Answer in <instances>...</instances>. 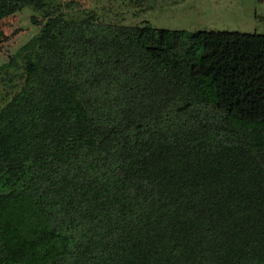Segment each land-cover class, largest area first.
<instances>
[{
  "label": "trees",
  "instance_id": "trees-1",
  "mask_svg": "<svg viewBox=\"0 0 264 264\" xmlns=\"http://www.w3.org/2000/svg\"><path fill=\"white\" fill-rule=\"evenodd\" d=\"M116 1L0 0V264H264V33Z\"/></svg>",
  "mask_w": 264,
  "mask_h": 264
},
{
  "label": "rangeland",
  "instance_id": "rangeland-1",
  "mask_svg": "<svg viewBox=\"0 0 264 264\" xmlns=\"http://www.w3.org/2000/svg\"><path fill=\"white\" fill-rule=\"evenodd\" d=\"M118 1V2H117ZM111 20L126 24L149 21L168 29L264 33V0H117ZM23 24L32 26L34 10L26 8Z\"/></svg>",
  "mask_w": 264,
  "mask_h": 264
},
{
  "label": "clouds",
  "instance_id": "clouds-1",
  "mask_svg": "<svg viewBox=\"0 0 264 264\" xmlns=\"http://www.w3.org/2000/svg\"><path fill=\"white\" fill-rule=\"evenodd\" d=\"M236 32V31H235Z\"/></svg>",
  "mask_w": 264,
  "mask_h": 264
}]
</instances>
